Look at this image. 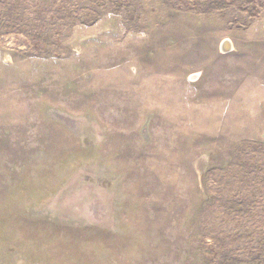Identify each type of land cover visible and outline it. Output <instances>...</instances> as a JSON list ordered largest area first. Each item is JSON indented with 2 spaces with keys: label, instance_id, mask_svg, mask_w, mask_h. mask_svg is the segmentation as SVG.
Masks as SVG:
<instances>
[{
  "label": "rangeland",
  "instance_id": "rangeland-1",
  "mask_svg": "<svg viewBox=\"0 0 264 264\" xmlns=\"http://www.w3.org/2000/svg\"><path fill=\"white\" fill-rule=\"evenodd\" d=\"M0 264H264V0H0Z\"/></svg>",
  "mask_w": 264,
  "mask_h": 264
}]
</instances>
